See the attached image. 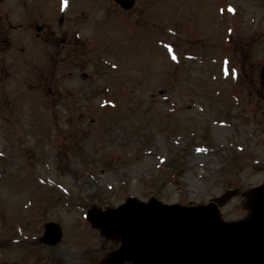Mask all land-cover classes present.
Returning a JSON list of instances; mask_svg holds the SVG:
<instances>
[{"label":"rangeland","instance_id":"374dc122","mask_svg":"<svg viewBox=\"0 0 264 264\" xmlns=\"http://www.w3.org/2000/svg\"><path fill=\"white\" fill-rule=\"evenodd\" d=\"M34 1L0 2L3 33L13 40L25 33L35 43L22 53L16 50H25L28 40L0 46V264H32V249H18L41 237L48 221L58 224L60 237L52 245L38 242L45 258L35 256L34 264L88 262L91 254L100 260L116 243L90 226L86 208L114 206L128 196L197 204L229 189L236 195L222 207V218L243 217L247 191L264 176V0H136L127 16L120 15L124 20L120 10L100 0L119 21L104 19L94 26L101 42L108 35L117 47L108 53L115 61L101 56L105 63L99 64L96 56L112 50L99 47L90 26L74 24L80 2L97 0H38L43 5L33 6ZM49 1L50 8L44 7ZM59 17L69 30L60 28ZM173 19L193 33L176 29ZM43 21L50 22L45 28L54 27L56 39L45 28L39 36L47 38L45 52L54 58L46 57L40 69L47 103L41 108L33 86L26 89L16 77L32 67L29 51L44 52L33 29ZM114 75L110 87L105 80ZM109 100L116 102L104 104ZM45 116L50 138L49 131L34 129ZM56 144L65 147L59 149L63 153L70 147L78 154L54 157ZM178 154L186 166L180 176L168 163ZM32 157L35 175L63 185H49L46 202L36 195L38 178L25 195L16 190L34 174ZM102 158L107 161L100 165ZM229 161L240 162L233 175ZM85 244L93 247L80 254Z\"/></svg>","mask_w":264,"mask_h":264},{"label":"water","instance_id":"95a60500","mask_svg":"<svg viewBox=\"0 0 264 264\" xmlns=\"http://www.w3.org/2000/svg\"><path fill=\"white\" fill-rule=\"evenodd\" d=\"M247 206L248 219L233 224L221 223L210 204L182 208L131 199L116 209H93L89 219L103 234L121 237L105 264H264V186L252 191ZM56 237V226L48 224L43 240Z\"/></svg>","mask_w":264,"mask_h":264},{"label":"bare ground","instance_id":"6f19581e","mask_svg":"<svg viewBox=\"0 0 264 264\" xmlns=\"http://www.w3.org/2000/svg\"><path fill=\"white\" fill-rule=\"evenodd\" d=\"M60 254H61V253H60ZM60 254H59V255H60Z\"/></svg>","mask_w":264,"mask_h":264}]
</instances>
